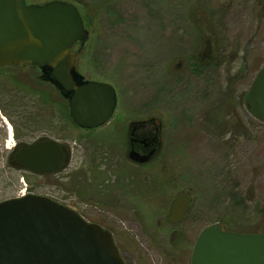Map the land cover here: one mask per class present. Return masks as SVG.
<instances>
[{
    "label": "rangeland",
    "instance_id": "1",
    "mask_svg": "<svg viewBox=\"0 0 264 264\" xmlns=\"http://www.w3.org/2000/svg\"><path fill=\"white\" fill-rule=\"evenodd\" d=\"M115 7L86 25L89 39L72 52L84 80L115 87L126 130L130 119L164 123L160 134L147 122L162 144L144 196L135 194L134 175H121L131 166L120 160L116 117L84 131L70 118L68 97L27 65L18 75L29 86H15L17 106L8 105L9 117L0 109V201L24 186L50 196L110 230L128 264H191L198 235L212 224L263 233L264 122L247 101L264 66V0H115ZM49 136L70 149L60 172L36 175L10 162L19 141ZM106 143L121 153H105ZM187 192L188 212L170 221L173 200Z\"/></svg>",
    "mask_w": 264,
    "mask_h": 264
},
{
    "label": "water",
    "instance_id": "2",
    "mask_svg": "<svg viewBox=\"0 0 264 264\" xmlns=\"http://www.w3.org/2000/svg\"><path fill=\"white\" fill-rule=\"evenodd\" d=\"M90 32L78 5L69 0L29 3L0 0V67L33 65L68 97L69 114L77 126L92 129L109 122L117 108L115 87L105 81L84 80L73 47ZM248 105L264 122V66L248 93ZM131 151L145 162L153 154ZM69 152L54 139L23 146L16 159L36 174L59 171ZM191 194L178 197L171 220L183 218ZM0 264H126L110 230L87 220L75 209L49 196L28 193L0 201ZM191 264H264V232L240 233L218 224L198 235Z\"/></svg>",
    "mask_w": 264,
    "mask_h": 264
},
{
    "label": "flooded vegetation",
    "instance_id": "3",
    "mask_svg": "<svg viewBox=\"0 0 264 264\" xmlns=\"http://www.w3.org/2000/svg\"><path fill=\"white\" fill-rule=\"evenodd\" d=\"M25 67V66H24ZM32 67V66H31ZM33 68H38L40 69L39 67L37 66H33ZM41 78L43 79H46L45 77H43L42 74H40L37 79H40ZM51 85V84H50ZM53 85V84H52ZM68 108H69V105H68ZM117 110V108H116ZM70 115V114H69ZM116 117V118H114ZM128 117V116H125V118ZM115 119L114 122H113V130L119 134L118 138L119 139H122V144H123V150H121V152H125L126 153V156H122L120 157V160L122 159V162L124 161V167H125V163H129L130 164V168L127 170L126 168H123V170L121 171V175H126V179H129L128 177L129 176H132L134 175L137 179L136 182L138 183L136 185V188H135V191H136V195H140V196H144V191H146L145 189V177L147 176L146 175V170H147V167L149 165V163L152 161V159L156 158L160 151H161V144H162V141H161V138H157L156 141H154V139L151 137L152 136V130L149 129V127H147V122L148 121H153L156 123V126L158 127V130H159V133L161 134L163 132V129H164V123L157 117H152L150 118V120L148 119H141V120H129V124H128V128L126 130V122L124 120V117L123 115H119L117 113L114 114V116L111 118L112 119ZM110 120V121H111ZM109 121V122H110ZM109 122L105 123L104 125L98 127V128H92V129H86V128H82V127H79L81 129H83L84 131H93V130H97L99 128H102L103 126H105L106 124H108ZM76 125V124H75ZM150 133V134H149ZM126 135V136H125ZM45 138H48V137H43V138H40V139H37L33 142H36L38 140H41V139H45ZM49 139H53L52 137L49 136ZM56 140V139H54ZM57 142H59L62 146H65L69 152V157H70V149L69 147L60 142L58 139L56 140ZM31 142V143H33ZM110 142V141H109ZM111 142H114L113 140ZM27 144H30V143H26V142H22V141H19L13 148L12 150V153H11V161L13 162V164H15L16 166H19L21 167L22 169L26 170L25 167L22 165L21 162H19L17 159H16V153L23 147V146H26ZM107 143H106V147H107ZM108 147L106 148V151L105 153H114L115 155L121 153L119 152V149L118 147L116 146H113V145H110L109 147V150L111 151H108L107 150ZM103 150V148H102ZM152 150H155V153L148 159L146 160L145 162H140V161H136V160H133L132 158H130V153L131 151H136L138 152L139 154H142V155H145V154H149ZM69 157H68V161H69ZM68 161L65 163V165L57 172H60L62 169H64V167L68 164ZM99 161H100V157H99ZM99 161H97L95 165V167L97 166L98 169H101V170H104L103 169V163H100ZM100 163V164H99ZM128 165V164H126ZM88 165H86L85 167L87 168ZM91 168V167H89ZM133 168L136 169L137 173L136 175L133 173ZM97 170V169H96ZM57 172H54V173H57ZM90 172V171H89ZM53 173V174H54ZM124 173V174H123ZM36 174V173H34ZM52 174V173H50ZM49 174V175H50ZM36 175H41V174H36ZM125 177V176H124ZM139 177V178H138ZM140 182H142L140 184ZM141 185V186H140ZM148 191V190H147ZM188 193V192H187ZM185 194V193H183ZM182 194V195H183ZM191 194V193H190ZM181 196V195H180ZM179 196V197H180ZM50 197V196H49ZM178 198V197H177ZM176 198V199H177ZM53 199V198H52ZM175 200H173L172 204H171V207H170V211H169V218H170V221L172 222H175L173 220H171V212H172V207L175 203ZM55 200V199H54ZM57 201V200H56ZM59 202V201H58ZM61 203V202H60ZM192 204V195H191V203L189 205V208ZM188 208V210H189ZM188 210L185 212V215L186 213L188 212ZM184 215V216H185ZM183 216V217H184ZM180 221V220H179ZM121 252V251H120ZM122 254V253H121ZM123 256V255H122ZM124 258V257H123ZM125 260V258H124ZM126 264H128L127 260H125Z\"/></svg>",
    "mask_w": 264,
    "mask_h": 264
},
{
    "label": "trees",
    "instance_id": "4",
    "mask_svg": "<svg viewBox=\"0 0 264 264\" xmlns=\"http://www.w3.org/2000/svg\"><path fill=\"white\" fill-rule=\"evenodd\" d=\"M69 1H78L82 4V2H87L88 0H69ZM74 2V3H76ZM77 4V3H76ZM78 5V4H77ZM83 7L78 6L84 13L83 17L85 20V24L93 26L94 20L97 19L98 14L102 11H115V0H100L97 3L94 4V2L90 1L87 3H84L82 5ZM27 65H12V66H3L0 67V109L3 115L9 117L10 114L8 112V105H15L17 106V101L15 95V86L23 85L28 88L29 83L21 80V77H19L18 73L21 72V68ZM33 67V65H31ZM29 81V80H28ZM32 89V88H31ZM37 93V91L34 90V93ZM41 93L40 91H38ZM246 104V103H245ZM1 129H0V135H1ZM12 153V152H11ZM3 156V155H2ZM9 159H11V154H9ZM12 163V161L10 160Z\"/></svg>",
    "mask_w": 264,
    "mask_h": 264
},
{
    "label": "built area",
    "instance_id": "5",
    "mask_svg": "<svg viewBox=\"0 0 264 264\" xmlns=\"http://www.w3.org/2000/svg\"><path fill=\"white\" fill-rule=\"evenodd\" d=\"M24 184H26V182H24ZM29 192L30 191H28V187L27 186H24L23 188H21L19 190V192L17 193V196H24V195H26Z\"/></svg>",
    "mask_w": 264,
    "mask_h": 264
},
{
    "label": "bare ground",
    "instance_id": "6",
    "mask_svg": "<svg viewBox=\"0 0 264 264\" xmlns=\"http://www.w3.org/2000/svg\"><path fill=\"white\" fill-rule=\"evenodd\" d=\"M11 133H12V131H11Z\"/></svg>",
    "mask_w": 264,
    "mask_h": 264
}]
</instances>
